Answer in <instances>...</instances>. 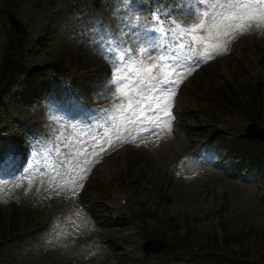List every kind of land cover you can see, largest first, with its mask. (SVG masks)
<instances>
[{"label": "rangeland", "instance_id": "374dc122", "mask_svg": "<svg viewBox=\"0 0 264 264\" xmlns=\"http://www.w3.org/2000/svg\"><path fill=\"white\" fill-rule=\"evenodd\" d=\"M20 1L13 13L25 27L11 28L7 2L0 0V62L8 34L21 31L31 40L29 63H59L65 76L55 82L49 71L44 80L55 82V89L39 100L30 98L34 85L24 78L0 105V144L15 149L18 167L0 170V264H134L143 258L146 231L171 235L170 218L190 220L200 245L214 232L264 229V169L247 172L250 158L243 156L250 118L222 117L219 102L211 100L213 87L252 99L245 91L264 77V28L238 35L227 51L188 71L175 92L170 130L148 120L121 126L107 111L119 98L107 95L112 65L101 30L136 48L131 29L140 25L142 31L151 22L156 0H140L136 13L128 0ZM175 3L162 0L160 10L173 12ZM177 19L194 22L188 15ZM109 137L112 146L88 157L76 187L72 180L84 166L77 153H93ZM232 138L240 146L223 149L221 141ZM123 197L125 209L118 200ZM232 249L256 252L240 241ZM160 256L150 263L177 264Z\"/></svg>", "mask_w": 264, "mask_h": 264}, {"label": "snow or ice", "instance_id": "6c2138e0", "mask_svg": "<svg viewBox=\"0 0 264 264\" xmlns=\"http://www.w3.org/2000/svg\"><path fill=\"white\" fill-rule=\"evenodd\" d=\"M161 4L162 0H156L152 20L142 31L140 25L131 29L136 48L129 42L117 41L110 29L101 30L102 44H106L102 51L112 65L107 95L119 98L107 111L113 120L122 122L121 126L148 120L170 130L166 122L174 118L171 108L175 92L188 71L201 60L227 51L238 35L264 28V0H176L173 12L161 11ZM140 9V0H128L129 11L136 13ZM186 15L192 16L194 22L177 19ZM105 144L112 146L111 137L97 145L93 153H77L82 155L84 166L75 180L71 174L75 166L68 175L76 187L82 186L88 157L95 158L106 151ZM16 162L15 149L0 144V170L14 167Z\"/></svg>", "mask_w": 264, "mask_h": 264}, {"label": "trees", "instance_id": "16d2710c", "mask_svg": "<svg viewBox=\"0 0 264 264\" xmlns=\"http://www.w3.org/2000/svg\"><path fill=\"white\" fill-rule=\"evenodd\" d=\"M11 8L17 6L18 0H7ZM25 49L24 44L21 39L11 40L9 39L8 45L4 50L3 61L0 64V101H3L5 97L9 94L11 88L17 84V78L27 73L30 68L27 67L25 61ZM54 71L62 76L63 69L59 64H55L52 67ZM30 72V71H29ZM260 88L255 90L257 93L253 97L250 103L247 105V113L252 117H260L263 113V97H264V84L259 85ZM239 106H243L241 103H238ZM252 117V118H253ZM254 119V118H253ZM171 223L176 225L175 232L171 233V236L167 239L170 240V252L172 256L180 260L181 256H197L203 253V257H209L211 259L217 257H224L229 259H234L240 261L243 264H264V251H260L253 259H249L248 254L238 255L230 249V244L237 240V235L231 234L229 238L225 240L226 243V255L222 253V247L218 241V237L214 235H208L206 239V244L204 247H199V252H195L194 241L197 240V233L194 229L186 231V233L180 234L178 228H180L179 221L176 219H171ZM164 234V233H163ZM260 243L264 244V230L256 233ZM201 252V253H200ZM144 264V263H141Z\"/></svg>", "mask_w": 264, "mask_h": 264}, {"label": "water", "instance_id": "95a60500", "mask_svg": "<svg viewBox=\"0 0 264 264\" xmlns=\"http://www.w3.org/2000/svg\"><path fill=\"white\" fill-rule=\"evenodd\" d=\"M256 135H258L259 138L256 137ZM248 136L256 141L258 144L260 143H264V129L255 132L254 131V126H252L249 130H248ZM166 243L163 241H149L146 245H145V252L150 254V253H160L162 251L166 250Z\"/></svg>", "mask_w": 264, "mask_h": 264}]
</instances>
